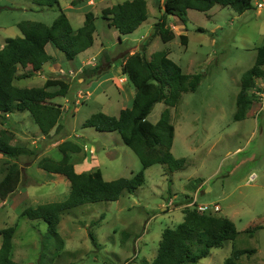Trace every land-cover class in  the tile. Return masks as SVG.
Listing matches in <instances>:
<instances>
[{"label":"rangeland","instance_id":"374dc122","mask_svg":"<svg viewBox=\"0 0 264 264\" xmlns=\"http://www.w3.org/2000/svg\"><path fill=\"white\" fill-rule=\"evenodd\" d=\"M72 1L58 0V3L73 29L82 26V12H91L96 18L94 44L79 57L83 67H94L106 53L114 59L136 53L146 42L147 58L165 51L183 73L202 76L196 92L183 94L179 104L169 108V122L175 129L171 153L175 158H185L187 167L170 175L166 166L155 164L144 171L145 183L134 194H124L115 202L85 204L68 211L57 227L62 246L51 236L42 250L46 224L26 220L21 212L64 201L69 184L61 176L41 171L37 166L41 158L61 160L58 146L69 141L80 147L79 153H69L77 173L99 169L105 181H113L131 178L141 170L139 159L118 133L97 132L82 126L92 114L102 112L117 117L121 109L130 107L135 90L123 75V61L115 60L116 64L103 78L86 79L81 74L82 68L77 71L75 64L48 45L46 52L53 60L43 70L15 81L14 85L42 87L47 79L67 83L66 97L52 100L61 106L59 129L42 136L27 112L13 113L3 124L0 122V130L6 129L12 135V145L26 149V154L17 160L0 155V180L15 162L23 173L17 190L6 200H0V230L16 229L13 260L37 264L40 252L44 251L46 264L151 262L157 254L162 231L180 224L185 210L205 206L208 209L203 213L227 218L234 224L237 235L221 248L211 250L210 256L197 264H224L236 250L255 251L242 255L238 264H264V111L253 116L251 105L250 116L234 120L240 79L253 66L257 48L264 46V7L256 9L257 0H252L253 9L241 15L230 7L217 5L206 13L189 10L185 24L167 16V26L174 37L163 42L154 27L163 13L160 8L164 0H145L147 20L125 36L107 26L101 11L132 0H78L71 6ZM58 14L57 6L43 9L34 0H0V49L6 38L21 36L18 23L39 22L49 26ZM180 35L187 37L185 45L181 44ZM22 72L20 69L18 73ZM261 83L264 80H256L251 100ZM165 108L163 103L156 104L148 122L155 124ZM260 115L262 123L257 120ZM193 179H202L204 187L210 190L188 189ZM194 198L195 207L190 204ZM255 226L262 229L250 236L248 229Z\"/></svg>","mask_w":264,"mask_h":264},{"label":"trees","instance_id":"16d2710c","mask_svg":"<svg viewBox=\"0 0 264 264\" xmlns=\"http://www.w3.org/2000/svg\"><path fill=\"white\" fill-rule=\"evenodd\" d=\"M43 9L57 6L59 14L47 26L39 22L23 21L17 24L21 36L6 38L0 49V122L16 112H27L44 137L59 129L61 106L53 99L66 97L69 86L57 79H47L42 87L18 88L15 81L27 79L34 72L53 60L46 52L52 45L63 54L66 61H74L77 56L94 44L95 16L85 12L80 28L74 30L67 16L60 10L58 0H34ZM78 0H73L74 6ZM252 0H164L163 10L155 31L163 42L173 39V32L167 26V16L176 17L185 24L189 10L206 13L214 6L230 7L241 15L252 10ZM145 0L125 1L107 7L101 11V18L113 28L119 36L130 35L147 20ZM119 38V37H118ZM181 44L187 43V37L180 35ZM148 43L143 42L138 52L120 55L114 59L107 53L94 67H83L81 74L86 79L103 78L110 71L115 60H122V72L127 82L135 90L130 107L124 108L117 117L102 112L92 114L83 123V128H92L97 132H116L125 145L136 155L141 170L131 178H119L105 181L99 169L89 173H77L70 162L69 153H79L80 147L66 141L58 146L62 158L55 161L48 157L39 160L38 168L50 175L63 177L69 184L68 196L64 201L47 203L36 208H26L21 216L29 221L40 220L47 226V236L42 240V250L53 236L59 247L62 240L57 234L61 216L68 211L85 204L115 202L124 194H134L145 183L144 171L155 165L166 166L168 174L183 171L187 167L185 158H175L171 153L175 129L169 122V108H175L183 94L194 93L201 81L199 74H185L180 66L168 57L165 51L155 52L146 57ZM29 67V71H26ZM105 67V68H104ZM22 73H18L19 70ZM256 80H264V46L257 48L253 66L240 79L239 92L236 96L234 120L246 118L253 100L252 90ZM163 103L165 109L159 120L152 124L147 117L153 107ZM26 154V149L13 144L12 135L6 129L0 130V155L17 160ZM22 169L15 162L11 164L0 180V200L12 195L22 181ZM203 183L202 179H193L187 186L194 191ZM103 218L101 217L100 220ZM261 226L249 227L252 236ZM15 227L0 230V264H19L13 260ZM237 235L234 224L227 218L205 214L196 209L185 210L183 220L175 228H166L161 233L155 258L140 264H197L210 256L213 249L221 248L225 242L233 241ZM96 245L95 238L89 234ZM254 250H236L224 264H238L237 260L244 254L251 255ZM37 264H46L47 255L40 252Z\"/></svg>","mask_w":264,"mask_h":264},{"label":"built area","instance_id":"2783aa9c","mask_svg":"<svg viewBox=\"0 0 264 264\" xmlns=\"http://www.w3.org/2000/svg\"><path fill=\"white\" fill-rule=\"evenodd\" d=\"M254 6L256 9L263 8L264 0H257ZM255 91H256L255 98L252 102V105L254 107L253 116H258L261 112L264 111V83H261L259 88L256 89ZM195 203H196V199L194 198V200H192L190 204L191 206L195 207ZM195 209L202 212L204 210H207L208 208L205 206H197Z\"/></svg>","mask_w":264,"mask_h":264},{"label":"crops","instance_id":"0c3cea01","mask_svg":"<svg viewBox=\"0 0 264 264\" xmlns=\"http://www.w3.org/2000/svg\"><path fill=\"white\" fill-rule=\"evenodd\" d=\"M81 11H83V10H81ZM82 13H83V16L81 17V21H82V24H83V21H84V13H85V12H82ZM74 30H75V29H74ZM88 52H89V50H87V51H85V52L79 54V55L77 56V58H76L75 61H71L72 64H75L74 66L76 67V70H77V71L80 70L81 68H83V66H84V65H83V61H80V60H79V57H80L81 55H85V54L88 53ZM52 57H53V56H52ZM115 64H116V62L113 63V65H115ZM46 65H47V64H46ZM46 65H44V66L42 67V70L45 68ZM113 65H112V66H113ZM121 110H122V109H121ZM121 110H120V111H121ZM120 111H119V112H120ZM249 114H250V112H248L246 116H248ZM118 115H119V113H118ZM249 116H250V115H249ZM251 117H253V116H251ZM254 118H255V117H254ZM254 118H253V119H254ZM257 120L261 121V123H262V117H261V115L257 118ZM260 131H261V132L263 131L262 128H261ZM204 186H205V182H203V183L197 188L196 191L198 192V191H199V188H200V187H204ZM207 190L209 191L210 189H208V188L206 189V188L204 187V190H203V191L205 192V191H207ZM196 191H195V192H196ZM195 192H193V193H195Z\"/></svg>","mask_w":264,"mask_h":264}]
</instances>
